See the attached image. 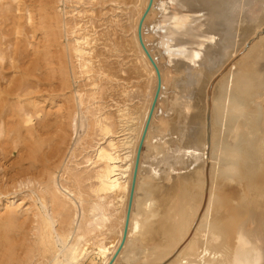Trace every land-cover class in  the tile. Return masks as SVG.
Segmentation results:
<instances>
[{
  "label": "bare ground",
  "instance_id": "obj_1",
  "mask_svg": "<svg viewBox=\"0 0 264 264\" xmlns=\"http://www.w3.org/2000/svg\"><path fill=\"white\" fill-rule=\"evenodd\" d=\"M13 1L16 12L21 9L28 10L24 0ZM53 1L58 3L61 0ZM199 2L203 6L197 5L196 0L168 2L152 0L150 13L154 17L148 19L147 24L143 23V28L150 29L149 35H152V41H157L155 46L147 45L150 55L159 68L174 63L173 66L181 73L178 87L183 86L185 90L184 95H180L174 103V109L178 113L176 135L162 133L158 141L160 146L154 149L150 146L146 155L143 153L139 156L126 239L140 233L150 203L153 202L152 195L147 189L142 192V196L136 198L139 175L145 170L144 167L148 172L154 173L162 165L166 171L177 170L186 181L183 191H186L188 207L177 216V219H174L172 231L169 230L171 236H174V243L169 241L171 250L194 227L191 236L183 244L184 247L180 248L184 253L182 251L177 255L175 253L176 256L168 264H264L262 247V244L264 245V0H199ZM209 14L212 17L206 18L205 16ZM203 26L205 29H202ZM143 28L142 30H146ZM74 33H77L76 30ZM256 33L261 34L259 41L253 42L254 44L247 49L245 47L246 52L244 51L242 57L240 54L241 58L239 57L237 63L239 66L230 72L228 70L226 75L218 78L219 81L216 79L218 83L215 85L217 88H214L216 90L214 100L212 101L211 96V108L207 107L205 95L208 85L216 76L224 74V71L220 72L224 69L225 63L236 56V53L243 52L245 43L249 44ZM145 35L146 40L142 41L148 44L151 37L148 38L146 33ZM71 40L73 44L70 50L77 60L79 69L83 73L90 72L92 67L90 42L87 37L80 34ZM141 58L147 65L144 53H141ZM147 67L149 68L150 65ZM193 89L201 94L200 99L204 101L202 106H196L197 112H192L195 105H193L195 93L191 92ZM78 93L77 105L82 106L84 103L82 95ZM34 103L30 101L32 106ZM82 109L85 108L82 106ZM82 109L80 112L88 120L86 117L88 112ZM74 111L68 117L70 135L72 132L77 135V128L83 127L82 116L79 117L81 120L78 124ZM34 118L35 122H33ZM119 118L121 119L118 121L120 123L118 132L113 130L112 123L106 115L95 118L92 124L89 122L86 124L90 130L93 129L92 125L100 138L94 144L90 163L96 165L92 176L94 183L88 186L92 197H88V205L84 208L82 203L86 199L83 192L77 186L70 187L68 183L66 184L67 180L62 177L63 173L68 171V167H64L60 175L61 181L58 183L54 170L50 169L49 163L58 154L59 144L63 142L62 125L60 126L57 121L50 122L39 110L31 109L26 113L24 121L31 138L29 151L32 152L31 155H36L33 159L38 162V171L34 172V177L29 176L31 178L26 179L25 182L21 180L31 185L32 193H36L35 200L38 199L40 204L36 212L33 211L34 219L33 223L31 222L39 256L51 253L53 263H107L109 249L114 250L116 244L107 246L101 237L94 242L95 238H92L91 233L103 229L102 227H105L113 216L115 221L120 220L118 237L121 238L133 158L136 153L134 144L137 142L130 138L131 133L126 129L130 119L123 115ZM194 120L197 126L192 123ZM135 123L137 125L138 122ZM140 123L142 122H139V126ZM187 131L190 132L187 134ZM81 140L82 138L78 136L74 147L79 146ZM205 154H207L206 160ZM207 158L215 159V162L210 164V168L205 167L208 164ZM86 160L90 161L91 158L87 157ZM192 161L198 163L194 165L191 164ZM191 169L193 171L186 174V171ZM77 179L75 178L74 182H77ZM135 200L140 202V206ZM67 204H70L72 206L70 209L73 210L68 216L67 226L56 228L58 216ZM195 220L198 222L194 226ZM91 239H93L91 242L93 249L88 250L90 249L88 242ZM165 244L164 242V246ZM169 248L159 252L155 250L160 256L159 259L175 250L174 248L170 251ZM12 253L13 251L11 255ZM30 253L32 254L33 251L31 250ZM25 257L26 262L29 256L25 255ZM93 258L96 259L95 263H92ZM168 260L169 258L162 264H166Z\"/></svg>",
  "mask_w": 264,
  "mask_h": 264
},
{
  "label": "rangeland",
  "instance_id": "obj_2",
  "mask_svg": "<svg viewBox=\"0 0 264 264\" xmlns=\"http://www.w3.org/2000/svg\"><path fill=\"white\" fill-rule=\"evenodd\" d=\"M52 1L24 0L28 10L21 9L16 12L13 0H0V264H5V262L6 264H63L61 262L53 263L51 253H46L43 255L44 257L37 253L36 238L32 230L34 219L32 213L36 212L40 204L38 199L35 200L36 193H32L31 185H27L21 180L23 179L25 182L26 179L34 177V172L38 171V162L33 159L36 155H31L32 152L29 151L31 138L24 121L26 113L31 109L39 110L46 115L50 122L57 121L60 126L62 125L61 127L64 129L62 132L63 142L59 144L58 154L49 163V165L51 164L50 169L54 170L58 183L61 181L60 175L64 167H68V171L66 170L62 177L67 180H65L66 184L68 183L70 187L77 186L83 192L86 201L82 203V206L86 208L88 197H92L88 186L94 183L92 176L96 168V165L90 164L93 147L100 138L93 130L94 127L91 125L93 129L90 130L86 124L88 122L92 124L95 118L106 115L109 122L112 123L113 130L118 132V124H120L118 121L121 119L119 117L123 115L126 118L127 116L129 120L132 113L131 119L127 120L126 129H129L131 133L130 138L137 141L135 143L131 140L135 143L137 152L157 85L156 72L152 73L155 70L145 54L147 65L142 61L141 53L144 52L138 41V25L142 23L140 28H143V23L147 24L150 18L154 17L150 13L151 5L147 9L149 0H61L58 3ZM196 1L197 5L203 6L199 0ZM205 17L210 18L212 15L209 14ZM142 28L140 29L141 38L145 41V33L149 38L150 29L144 27L143 29L146 28V30H142ZM202 29L205 27L203 26ZM75 30L78 34L74 33ZM79 34L87 37L91 44L89 47L92 50L90 54L92 67L88 73H83L79 69L77 60L70 50L71 44H73L71 39ZM150 37L151 40L149 39L148 44H144L146 49L147 45L155 46L157 43V41H152V35ZM260 37L261 34L256 33L252 37V43H245L243 52L236 53L235 58L233 57L229 60L230 62L225 63L224 69L220 72L224 71V74L216 76L210 82L205 95V97L207 96L205 98L207 107L211 108L210 98L212 96V101L214 100L216 91L214 88H217L215 85L219 79L226 75L228 70L230 72L239 66L237 63L240 60V54L242 57L244 51L246 52L245 47L247 49L251 44L257 43ZM205 45L208 48V43ZM154 62L156 64L155 60ZM149 65L150 70L147 67ZM166 65L159 68L156 64L158 70L160 69V90L150 117V127L148 126L150 130L147 129L149 130V132L146 131L148 135L146 137L145 134L142 140L141 155L143 153L146 155L150 146H153V149L160 146L158 141L162 133L176 135L178 113L174 109V103L180 95H184L185 88L178 87L181 73L173 66L174 63ZM214 80L216 81L213 83ZM191 92L195 93V97H193L195 111L192 109V112H197L196 106H202L204 101L200 99L201 94L198 91L193 89ZM77 93L82 95L84 102L82 106L85 109L77 105ZM158 99L159 101H157ZM30 101L35 102V105L32 106ZM80 109L88 112L86 114L88 120L83 117ZM72 111L75 112L78 124L81 116L83 118V127L77 128V135L74 132L70 135L68 128V117ZM35 121L34 118L33 122ZM135 121L138 122L137 125ZM195 121L192 123L197 126ZM139 122H142L140 123L142 127L139 126ZM92 130L93 132H91ZM136 130L140 131L139 134ZM78 136L82 140L79 146L74 147ZM134 156L136 157V153ZM87 157H90L91 160L87 161ZM206 157L207 154H205V160ZM214 160L207 158L208 164L205 167L210 168V164H213ZM197 163L191 162L194 165ZM144 169L139 175L136 198L142 196V192L147 189L152 195L151 201L153 200V202L150 203L148 215L140 233L130 236L131 238L128 237V240L125 236L124 245L110 264H159L169 258L166 262L168 264L179 251H182L183 244L187 242L194 230L192 227L185 238L178 244L176 243L177 245L174 244L176 247L173 246L172 250L177 249L176 255H174L175 250H171V242L169 243L170 240L174 243V236H171L170 231H172L174 219H177V216L186 211L188 207L186 191H183L186 181L183 180L184 178L180 176L179 172L177 173V170L166 171L162 165L154 173L148 172L146 167ZM192 171L193 169L187 170L186 174ZM75 178H78L77 182H74ZM131 179L132 173L130 184ZM135 201L140 206V202ZM70 208L72 206L67 204L61 210L58 222L55 224L56 228L67 226L68 216L73 211ZM56 211L59 212L58 209ZM114 218L110 217V221L108 220L106 226L102 227L105 231L100 229L102 233L99 230L91 233L93 234L92 238L95 239L88 242L90 243L88 250L93 249L91 242H95L99 237L104 240L107 246L116 244L114 250L109 249L106 264L118 249L122 239V236L120 239L118 237L121 228L120 220L115 221ZM197 222L195 220L194 226ZM99 232L103 235L98 234ZM94 233L98 234V237ZM167 245L170 246L168 248L172 253L169 251L170 254L159 259L160 256L157 252L163 251L165 248L167 250ZM262 247L264 248L263 244ZM6 248H10V252H7ZM31 250L34 255L30 253ZM12 251L13 255H11ZM182 252L184 253V251ZM6 254L11 257L9 258ZM25 255L29 256L26 262ZM170 255L172 257H169ZM89 258L91 259V257ZM95 262L96 259L93 258L92 263Z\"/></svg>",
  "mask_w": 264,
  "mask_h": 264
},
{
  "label": "water",
  "instance_id": "obj_3",
  "mask_svg": "<svg viewBox=\"0 0 264 264\" xmlns=\"http://www.w3.org/2000/svg\"><path fill=\"white\" fill-rule=\"evenodd\" d=\"M150 1L148 2V6H147V9L150 7ZM140 25L141 23L138 25V41H139V44H140V47L142 48L144 54L146 55V57L148 58L150 64L153 66L155 72H156V77H157V85H156V89H155V92H154V97H153V102H152V105H151V108H150V111H149V114H148V117H147V120L145 122V125H144V128H143V131H142V136H141V139H140V143L138 145V149H137V152H136V157H135V162H134V166H133V172H132V179H131V184H130V188H129V193H128V198H127V204H126V212H125V219H124V225H123V235H122V239H121V242L119 244V247L118 249L116 250V252L113 254V256L111 257V259L109 260L108 264H110L114 257L116 256V254L118 253V251L120 250V248L122 247L123 243H124V240H125V236H126V231H127V227H128V222H129V217H130V213H131V209H132V202H133V196H134V189H135V182H136V176H137V168H138V159H139V156H140V152H141V147H142V140L146 134V131L148 129V126H149V121H150V117H151V114H152V110H153V106H154V103L158 97V94H159V90H160V73H159V70L154 62V60L152 59V57L150 56L149 52L147 51L143 41H142V38H141V31H140ZM175 252H177V249L175 250ZM174 252V253H175ZM173 253V254H174ZM172 254V255H173ZM172 255H170L169 257H172ZM168 259V258H167ZM166 261V259L164 260ZM164 261L160 262L159 264H162L164 263Z\"/></svg>",
  "mask_w": 264,
  "mask_h": 264
}]
</instances>
